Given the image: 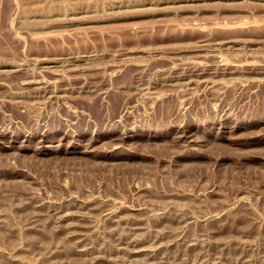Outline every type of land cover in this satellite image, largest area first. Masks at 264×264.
Wrapping results in <instances>:
<instances>
[{"label": "rangeland", "instance_id": "obj_1", "mask_svg": "<svg viewBox=\"0 0 264 264\" xmlns=\"http://www.w3.org/2000/svg\"><path fill=\"white\" fill-rule=\"evenodd\" d=\"M0 264H264V0H0Z\"/></svg>", "mask_w": 264, "mask_h": 264}]
</instances>
